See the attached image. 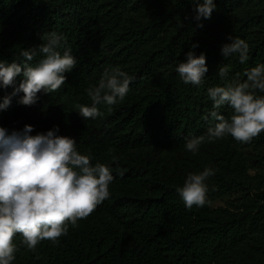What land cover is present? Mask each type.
Instances as JSON below:
<instances>
[{"label": "trees", "instance_id": "1", "mask_svg": "<svg viewBox=\"0 0 264 264\" xmlns=\"http://www.w3.org/2000/svg\"><path fill=\"white\" fill-rule=\"evenodd\" d=\"M214 3L211 18L196 21L192 0H0V61L35 65L41 55L28 62L21 52L52 31L64 37L57 50L70 47L77 60L65 84L38 93L35 105L19 103L22 92L13 96L0 127L10 135L30 125L33 136L58 127L113 176L109 197L57 242L32 251L17 234L12 264H264V131L247 143L231 135L209 142L217 121L205 119L210 87L245 82L247 70L264 64V0ZM229 35L248 43L244 64L239 54L223 57ZM189 51L206 56L209 71L198 86L175 71ZM220 65L228 67L223 79ZM115 67L131 78L125 98L111 110L98 104L101 116L82 117L78 106L93 104L85 90ZM20 80L0 87V103ZM218 111L233 114L228 105ZM200 136L199 151L188 152L186 140ZM206 167L214 173L206 203L189 210L176 189ZM222 198L225 206L212 208Z\"/></svg>", "mask_w": 264, "mask_h": 264}, {"label": "clouds", "instance_id": "2", "mask_svg": "<svg viewBox=\"0 0 264 264\" xmlns=\"http://www.w3.org/2000/svg\"><path fill=\"white\" fill-rule=\"evenodd\" d=\"M195 20L210 19L216 8L214 0H192ZM203 27V24H198ZM64 37L56 32L42 36L39 46L23 50L21 55L30 62L36 55L42 58L35 65L31 63L7 64L0 61V87H18L11 95L3 97L0 110L10 106L13 96L23 93L19 103L33 106L38 102V93L51 94L66 82L65 73L72 71L77 60L72 49L66 48L61 54L57 49ZM231 43L222 45L225 59L239 54V62L249 59V45L245 40L227 37ZM193 48L198 45H193ZM175 71L185 84L201 85L209 71L205 54L197 56L194 51L186 54ZM228 67L220 65L218 75L223 79ZM245 82L227 86L210 87L208 96L212 110L205 116L217 121L207 132L209 142L231 135L238 142H250L264 131V96H256L255 91L264 92V64L247 70ZM131 78L119 67L105 69L98 86H90L85 91L93 101L91 107L80 105L79 113L86 119L101 116L97 105L105 104L111 110L118 100H123L129 90ZM233 110L226 119L219 113L222 106ZM33 127L26 125L23 131H13L10 135L0 127V264H12L17 251L13 241L21 234L23 243L35 251L38 243L50 240L53 243L67 234L69 224L75 228L78 221L86 219L95 208L109 197V184L113 180L110 169L104 164L94 166L90 158L76 150V141L70 137L57 135L59 128L46 134L31 135ZM205 141V136L186 140V150L193 154ZM213 170L206 167L199 174H188L183 187L176 191L189 210L203 207L206 203L208 186L205 181Z\"/></svg>", "mask_w": 264, "mask_h": 264}, {"label": "rangeland", "instance_id": "3", "mask_svg": "<svg viewBox=\"0 0 264 264\" xmlns=\"http://www.w3.org/2000/svg\"><path fill=\"white\" fill-rule=\"evenodd\" d=\"M227 200H228V198L219 199L218 201L213 203L212 208H218V207L225 206Z\"/></svg>", "mask_w": 264, "mask_h": 264}]
</instances>
